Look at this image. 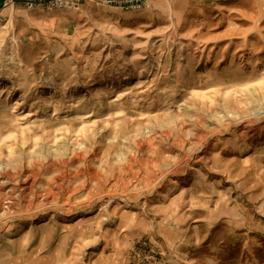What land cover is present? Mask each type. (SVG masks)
<instances>
[{"label": "rangeland", "instance_id": "1", "mask_svg": "<svg viewBox=\"0 0 264 264\" xmlns=\"http://www.w3.org/2000/svg\"><path fill=\"white\" fill-rule=\"evenodd\" d=\"M154 1L0 8V264H264V0Z\"/></svg>", "mask_w": 264, "mask_h": 264}, {"label": "built area", "instance_id": "2", "mask_svg": "<svg viewBox=\"0 0 264 264\" xmlns=\"http://www.w3.org/2000/svg\"><path fill=\"white\" fill-rule=\"evenodd\" d=\"M90 1L131 12L150 8L154 0H4L2 8L11 9L22 4L29 10H79Z\"/></svg>", "mask_w": 264, "mask_h": 264}, {"label": "crops", "instance_id": "3", "mask_svg": "<svg viewBox=\"0 0 264 264\" xmlns=\"http://www.w3.org/2000/svg\"><path fill=\"white\" fill-rule=\"evenodd\" d=\"M3 1L4 0H0V8H2ZM171 1L173 2L172 5L175 7V6L179 5V3H181L182 5L184 4V6H185V4H187L189 0L188 1L187 0H171ZM154 2H155L154 4H157V0H155ZM16 6H23V5L22 4H18ZM37 10H38V13L40 15V13H42V12H40V8L37 9Z\"/></svg>", "mask_w": 264, "mask_h": 264}]
</instances>
